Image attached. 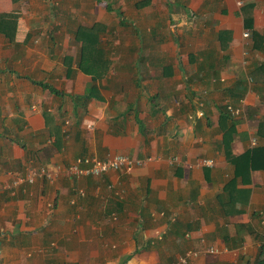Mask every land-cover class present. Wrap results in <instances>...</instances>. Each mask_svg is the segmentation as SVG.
I'll return each instance as SVG.
<instances>
[{"label":"crops","instance_id":"0c3cea01","mask_svg":"<svg viewBox=\"0 0 264 264\" xmlns=\"http://www.w3.org/2000/svg\"><path fill=\"white\" fill-rule=\"evenodd\" d=\"M17 1L0 0V264H264V0H105L155 44L84 70L58 63L56 34ZM171 23L196 26V52L162 37ZM255 149L258 168L236 177ZM114 155L151 161L67 172ZM30 168L53 181L13 186Z\"/></svg>","mask_w":264,"mask_h":264},{"label":"rangeland","instance_id":"374dc122","mask_svg":"<svg viewBox=\"0 0 264 264\" xmlns=\"http://www.w3.org/2000/svg\"><path fill=\"white\" fill-rule=\"evenodd\" d=\"M112 1L114 2L112 8L116 9L121 6L117 0ZM17 2L19 4L16 8L22 9L21 11L25 12L24 16L44 17L45 24H43L41 32L49 35L56 34L54 41L52 43L44 41L45 45L49 47L53 45L54 54L59 55L57 56L59 58L58 63L62 65H64V58L70 57L72 59L70 65L77 66L80 58V43L75 41L74 35L79 27L90 28L94 24L102 26L99 34L100 47L104 54L102 59L107 62L108 68L112 65L131 64V51L140 48L144 50L153 49L155 44L154 40H149V37L144 34L146 32L148 35L152 26L133 25L128 19L130 25H125L126 27L123 28L117 22L118 18L115 13H106L107 1L105 0H18ZM125 8L127 13L131 9L128 5ZM130 16L128 14L129 18ZM50 20L52 22H49ZM187 27L171 23L166 26L162 37L171 35V31H173L180 39L181 46L178 48L196 52L200 41L196 32L200 31L195 30V25ZM118 75L119 73H116L114 76L117 77ZM120 75L125 74L120 73ZM250 82L252 83L251 79Z\"/></svg>","mask_w":264,"mask_h":264},{"label":"built area","instance_id":"2783aa9c","mask_svg":"<svg viewBox=\"0 0 264 264\" xmlns=\"http://www.w3.org/2000/svg\"><path fill=\"white\" fill-rule=\"evenodd\" d=\"M238 5H241V2H238ZM243 36L248 38L249 34L246 32L243 34ZM228 110L232 114L238 113V111H234L231 108H228ZM250 145L251 147L257 145L256 137L251 138ZM149 161H151V158L141 160L137 158H131L126 155L107 156L103 159H98L93 156L80 157L70 164V166L67 168V172L74 178L99 177L109 172L130 173L133 169L142 167L146 162ZM200 163L204 166L213 165V161L205 159L200 160ZM37 178L45 179L50 182L53 181V175L48 173L44 168H30L26 174L16 175L12 185L19 186L24 182L33 184ZM203 252L215 254L217 250L213 247H205ZM196 255V252H187L183 257H180L178 261L173 264H187L188 260L190 258L196 257Z\"/></svg>","mask_w":264,"mask_h":264},{"label":"trees","instance_id":"16d2710c","mask_svg":"<svg viewBox=\"0 0 264 264\" xmlns=\"http://www.w3.org/2000/svg\"><path fill=\"white\" fill-rule=\"evenodd\" d=\"M106 8L108 12L112 11V7L109 4L106 5ZM118 16L120 17L121 13H119ZM122 23L120 24L121 26L125 25V23L124 24ZM101 30H102V26L97 24H94L90 28H83V27L77 28L74 35V39L76 42L80 43V56H79L80 58L79 61L77 62V67L79 69L84 70V64L87 63L88 61H92V64H96V65L100 63V60H101V64L104 63L102 60L104 54L102 53V49L100 47V37H99ZM63 62L64 65L69 66L70 63L72 62V59L70 57H65ZM42 86L45 89H48L49 92H51L54 95L62 94L57 90L51 88L49 85L43 84ZM89 91L90 90H87V94H85L83 97L84 99H88ZM227 109L223 110V112L221 110V117L223 119L225 118L227 119L230 117L229 115L230 112ZM223 114H226V116H224ZM258 152H259L258 149H255L253 151L251 150L249 152H246L243 156L239 157L236 160V177L242 176V173H239V171L242 172V170L245 169L248 172L250 169L258 168L255 166L254 163L255 154ZM244 163H245V167H243ZM262 168L264 169V167Z\"/></svg>","mask_w":264,"mask_h":264}]
</instances>
